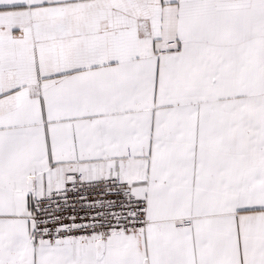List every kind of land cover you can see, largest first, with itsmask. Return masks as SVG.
<instances>
[{"label":"snow or ice","instance_id":"6c2138e0","mask_svg":"<svg viewBox=\"0 0 264 264\" xmlns=\"http://www.w3.org/2000/svg\"><path fill=\"white\" fill-rule=\"evenodd\" d=\"M0 264H264V0H0Z\"/></svg>","mask_w":264,"mask_h":264}]
</instances>
